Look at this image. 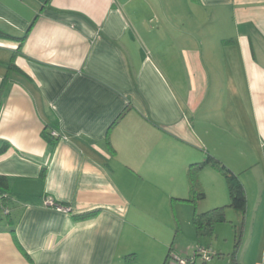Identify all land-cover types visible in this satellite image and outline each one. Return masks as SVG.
Wrapping results in <instances>:
<instances>
[{
  "label": "crops",
  "instance_id": "1",
  "mask_svg": "<svg viewBox=\"0 0 264 264\" xmlns=\"http://www.w3.org/2000/svg\"><path fill=\"white\" fill-rule=\"evenodd\" d=\"M0 89V264L219 255L217 225L184 238L134 210L136 185L203 148L246 195L226 209V264H264V0H0Z\"/></svg>",
  "mask_w": 264,
  "mask_h": 264
},
{
  "label": "rangeland",
  "instance_id": "2",
  "mask_svg": "<svg viewBox=\"0 0 264 264\" xmlns=\"http://www.w3.org/2000/svg\"><path fill=\"white\" fill-rule=\"evenodd\" d=\"M201 28L205 34L207 26ZM235 30L231 22L226 23V40L235 37ZM205 152L206 150L203 148L200 153H193L194 156L192 159H194V157L198 159L199 157V161L203 162L206 160L207 156H209L208 154L206 155ZM195 161L198 162V160ZM195 161L193 164L197 163ZM189 165L190 164H188V166H162L167 168L165 172L162 171L159 176L158 173H150L148 176L150 181H157L160 186L156 184V186H153L150 183L148 184L150 187L142 188L138 186L139 184L134 187L135 194L138 197L135 200H139V204H135L134 210H144L143 212L149 213L146 214L148 217H145L147 225L152 226L154 222H152L151 219L153 215H157V222L161 224V227L165 225L167 226L166 228H173L174 230L177 220L185 234L184 238H188L195 232L192 220L194 213H205L215 208L225 207V219L227 214H230H226V201H229V197H226V180L222 173H218L213 170L212 167L205 166L204 168L206 169L202 168L197 175V183L200 185V189L198 188V190L204 193V198L196 201V203L187 201L190 197L187 182V170ZM171 175L174 177L175 181H172ZM180 175L181 181L178 179ZM142 196L143 199H141ZM138 221L142 226L144 225L143 219L139 218ZM226 228L230 231L232 228L230 223L226 224L225 221L224 223L217 224L215 233L220 235V239L219 241H217V239L214 240L217 241V244L221 246L222 250L219 251V255H216V242H214L213 248L215 250L212 251L213 256L209 262L213 261V263H215L223 260V262H225L223 264H226ZM184 258L186 259L185 256ZM197 262L198 264L209 263H203L201 259H198Z\"/></svg>",
  "mask_w": 264,
  "mask_h": 264
},
{
  "label": "trees",
  "instance_id": "3",
  "mask_svg": "<svg viewBox=\"0 0 264 264\" xmlns=\"http://www.w3.org/2000/svg\"><path fill=\"white\" fill-rule=\"evenodd\" d=\"M10 68L13 69V67L11 66ZM1 95H2V89H0V104H1ZM44 138L48 141L50 146H54V142H52V140H56L58 137H53L51 136V132H47L46 134H44ZM8 148L9 145L3 142L2 147L0 148V155L2 153H5ZM205 166L214 167L216 170L222 173V175L226 180V186L229 197V204L226 205V209L232 208L233 210L239 213H244L246 208V195L242 184L240 183V181L238 180L235 174H233L231 171L226 169L225 166H223L220 162H218L216 159H214L211 156H207L206 160L202 163H195L189 165L187 170V182L189 186L190 197L187 201L196 203V201H199L204 198V193L201 191L199 192L198 190V188L200 189V185L197 183V175L198 172ZM5 186H6V178L0 176V187H5ZM9 201H10L9 195L5 192H0V205L7 208L8 210V214L5 216H8L10 213V210L8 208ZM55 203L63 207L67 206L57 202ZM224 209L225 207H219L205 213H199V214L194 213L192 220H193V226L196 232V236L205 237V236L213 235L215 226L219 223H224L226 221ZM239 234H240V229L236 230L234 252L230 255L232 261L235 260L234 259L236 253L235 249L238 246ZM171 251L172 250L170 249L169 254L171 253ZM168 257L166 258V262H164V264L168 263Z\"/></svg>",
  "mask_w": 264,
  "mask_h": 264
},
{
  "label": "built area",
  "instance_id": "4",
  "mask_svg": "<svg viewBox=\"0 0 264 264\" xmlns=\"http://www.w3.org/2000/svg\"><path fill=\"white\" fill-rule=\"evenodd\" d=\"M51 136L58 137V135L55 132H51ZM45 204L48 207L54 208L55 210H60V211H65V212L70 211V208L68 206H65V207L60 206V205L56 204L53 200H50V199H47ZM0 209H1L3 215L8 214L7 208L0 205ZM212 256H213L212 251H210L206 248H197L192 253V255L186 259L170 253L168 260H169L170 264H196L198 259H201L203 261V263L209 262L210 259L212 258Z\"/></svg>",
  "mask_w": 264,
  "mask_h": 264
}]
</instances>
